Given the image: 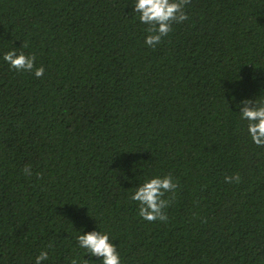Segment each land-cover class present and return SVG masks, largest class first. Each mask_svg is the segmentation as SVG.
<instances>
[{
    "label": "trees",
    "instance_id": "trees-1",
    "mask_svg": "<svg viewBox=\"0 0 264 264\" xmlns=\"http://www.w3.org/2000/svg\"><path fill=\"white\" fill-rule=\"evenodd\" d=\"M135 2L0 0V264H102L94 230L121 264H264V147L236 107L264 103V0H190L155 48ZM168 173L145 221L130 196Z\"/></svg>",
    "mask_w": 264,
    "mask_h": 264
},
{
    "label": "clouds",
    "instance_id": "clouds-1",
    "mask_svg": "<svg viewBox=\"0 0 264 264\" xmlns=\"http://www.w3.org/2000/svg\"><path fill=\"white\" fill-rule=\"evenodd\" d=\"M190 0H136L134 4V13H139L141 23L148 25L146 31L149 35L146 38V44L152 48L162 41L163 37L168 36L173 31L174 23H182L188 19L185 12V5ZM27 47L26 44L23 48ZM12 69L24 72H34L37 78L44 75L43 66L36 67L35 55H26L23 51H8L3 56ZM242 120H246L247 131L252 142L264 147V103L251 99L242 100L236 105ZM26 175L31 174L30 166H25ZM241 176L235 173L232 176H226V183H240ZM179 187V181L175 180L171 173L165 176H153L145 180L130 199L138 202L139 216L145 221L167 222L168 216L165 209L170 205L172 198L175 196V190ZM172 195L168 198L166 194ZM79 247L85 249L87 255L101 257L102 264H121V257L117 246L110 239V234L106 231L94 230L77 237ZM49 258L47 251H42L36 257V264H41ZM91 260H78L73 258L71 264H90ZM94 264V262H93Z\"/></svg>",
    "mask_w": 264,
    "mask_h": 264
}]
</instances>
